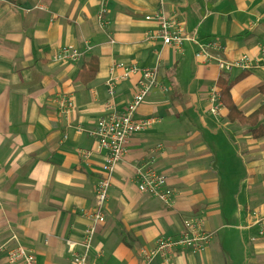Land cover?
Masks as SVG:
<instances>
[{
    "label": "crops",
    "instance_id": "crops-1",
    "mask_svg": "<svg viewBox=\"0 0 264 264\" xmlns=\"http://www.w3.org/2000/svg\"><path fill=\"white\" fill-rule=\"evenodd\" d=\"M156 13L200 42L217 40L223 59L248 58L250 69L222 73L197 59L192 43L180 51L163 45L156 22L145 20ZM65 46L90 49L75 64L54 62ZM92 57L97 73L84 84L76 78ZM114 62L157 64L158 86L136 112L153 124L130 138L113 173L88 264H142L140 248L197 217L212 233L209 245L179 250L167 264H264V136L229 121L224 106L213 116L207 101L213 88L220 94L219 78L247 73L232 86V102L244 116L264 104V0H106L101 19L99 0H0V243L15 240L38 264H74L105 157L90 131ZM135 81L117 87L118 108L132 99ZM60 95L75 104L69 115L59 112ZM258 126L264 130V117ZM140 166L167 176L169 204L138 191Z\"/></svg>",
    "mask_w": 264,
    "mask_h": 264
},
{
    "label": "built area",
    "instance_id": "built-area-1",
    "mask_svg": "<svg viewBox=\"0 0 264 264\" xmlns=\"http://www.w3.org/2000/svg\"><path fill=\"white\" fill-rule=\"evenodd\" d=\"M106 0H99V19L105 13ZM146 21H154L158 25L157 37L165 46L181 50L185 42L196 46V58L201 62H215L222 73H230L234 69L243 72L250 69V61L246 57L234 60H226L216 55L223 48L217 40L200 42L195 36L185 34L183 28L163 14L156 13L145 17ZM89 46L83 49L76 47H61L52 56V60L61 64H75L84 58L89 51ZM158 65L152 68H142L136 64H124L114 62L109 68V74L105 81L106 100L95 127L90 131L94 139L95 150L104 152L105 157L101 166L102 174L97 182L94 196V209L87 213L90 225L86 228L82 240L77 244L81 247L80 253L72 251L75 243L68 241L67 247L73 252L74 264H88L89 253L93 246V238L98 225L105 222V204L108 190L111 185L113 173L117 165L128 153L130 138L146 127L153 124L152 120H138L136 112L144 103L148 95L158 86ZM136 77L134 84L135 93L132 99L121 108L116 104L117 87L122 83ZM55 102L60 114L69 115L75 110V104L69 97L57 96ZM209 112L217 117L222 107L217 89L213 88L208 97ZM79 132L82 128L77 129ZM161 146H157L159 149ZM79 155L86 158L91 156V151H79ZM138 182L137 189L162 202L169 204L173 192L167 185V176L157 172L152 167L140 166L135 171ZM212 240V233L204 228L202 218H190L183 222V230L174 237L162 238L156 242L153 248H140L142 264H150L154 259H161L167 264L177 251L186 249L197 253L204 251ZM9 240L0 243V264H38L34 253L25 246Z\"/></svg>",
    "mask_w": 264,
    "mask_h": 264
},
{
    "label": "trees",
    "instance_id": "trees-1",
    "mask_svg": "<svg viewBox=\"0 0 264 264\" xmlns=\"http://www.w3.org/2000/svg\"><path fill=\"white\" fill-rule=\"evenodd\" d=\"M97 73V59L92 57L85 64L81 71L79 72L76 80L87 84L94 80ZM247 76V73L240 74L237 78H235L232 82H229L227 78H219L217 85L220 88V100L224 108L228 110L227 118L231 122H238L241 125H248L251 126L253 129L251 131L253 138L258 139L264 136L263 127L258 126V122L261 117H264V104L260 106L256 111L251 113L248 116H244L240 113L234 103L231 100L230 90L234 84L242 80ZM227 77V76H226ZM260 92L264 94V85L260 87Z\"/></svg>",
    "mask_w": 264,
    "mask_h": 264
},
{
    "label": "rangeland",
    "instance_id": "rangeland-1",
    "mask_svg": "<svg viewBox=\"0 0 264 264\" xmlns=\"http://www.w3.org/2000/svg\"><path fill=\"white\" fill-rule=\"evenodd\" d=\"M111 67V66H110ZM108 74H109V70H108ZM62 96H64V97H66V95H61V97ZM219 96H220V94H219ZM220 102H221V100H220ZM222 104V103H221ZM223 108V105H222V107H221V109ZM220 109V110H221ZM220 112V111H219ZM218 117V116H217ZM81 156V158H83V159H87L86 157H84L83 155H80ZM116 170V169H115ZM115 172V171H114ZM111 184H112V180H111ZM97 185V184H96ZM110 188H111V185H110V187H109V190H108V195H107V200H108V197H109V192H110ZM107 200H106V203H107ZM106 205V204H105ZM85 232V231H84Z\"/></svg>",
    "mask_w": 264,
    "mask_h": 264
}]
</instances>
